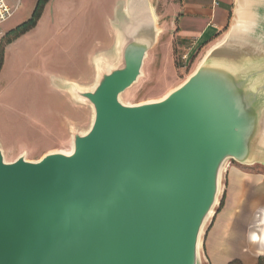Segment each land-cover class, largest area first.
<instances>
[{"label":"water","instance_id":"obj_1","mask_svg":"<svg viewBox=\"0 0 264 264\" xmlns=\"http://www.w3.org/2000/svg\"><path fill=\"white\" fill-rule=\"evenodd\" d=\"M238 4L182 85L131 106L159 31L149 0H127L122 65L66 86L94 111L72 152L7 163L0 148V264H201L224 166H264V0Z\"/></svg>","mask_w":264,"mask_h":264},{"label":"rangeland","instance_id":"obj_2","mask_svg":"<svg viewBox=\"0 0 264 264\" xmlns=\"http://www.w3.org/2000/svg\"><path fill=\"white\" fill-rule=\"evenodd\" d=\"M102 1L104 8L98 10L92 9L91 1L87 0L83 13L72 16L67 28L56 37L49 72L36 69L45 67L44 61L29 62L21 56L8 62V69L0 79V148L7 163L21 156L38 162L47 154H69L74 134L89 131L94 118L92 106L78 99L66 86L74 84L82 91H91L102 72L122 65L124 35L117 28V15L123 16L127 0H119L112 13L111 0ZM149 1L159 35L148 52L138 82L120 97L125 105L161 100L182 85L212 50H201L185 66L181 61L184 52L172 41L164 20L170 16L167 5L177 0ZM236 168L242 172L244 168L264 171L260 164L245 166L233 160L226 163L217 205L204 227L200 255L208 225L224 200L228 176Z\"/></svg>","mask_w":264,"mask_h":264},{"label":"crops","instance_id":"obj_3","mask_svg":"<svg viewBox=\"0 0 264 264\" xmlns=\"http://www.w3.org/2000/svg\"><path fill=\"white\" fill-rule=\"evenodd\" d=\"M14 8L11 19L0 26V44L5 35L29 21L38 0H6ZM92 9L104 8L102 0H90ZM111 0L110 12L119 3ZM238 0H177L167 5L166 28L180 51L192 46L191 55L209 50L227 36ZM87 0H51L36 28L5 48L4 66L23 56L25 60L44 61L37 71L49 72L55 56V39L64 31L72 16L81 15ZM57 17L59 22L54 20ZM55 17V18H56ZM57 25H59L57 27ZM193 43V44H192ZM264 258V171L234 169L228 176L223 205L213 216L203 238L202 264H257Z\"/></svg>","mask_w":264,"mask_h":264},{"label":"trees","instance_id":"obj_4","mask_svg":"<svg viewBox=\"0 0 264 264\" xmlns=\"http://www.w3.org/2000/svg\"><path fill=\"white\" fill-rule=\"evenodd\" d=\"M50 1L51 0H38V4L34 10V13L31 17V19L29 21H27L26 23L18 26L15 30L11 31L10 33H8L7 35H5L3 37L1 44H0V73H1L3 66H4L5 48L8 45H10L11 43H13L14 41H16L17 39H19L20 37L26 35L31 30L36 28L39 20L41 19L42 15L44 13V9H45L46 5ZM192 57H194V54H192L190 56V60ZM222 205H223V202L221 203V206ZM230 264H242V263L239 260H234ZM257 264H264V258L261 257Z\"/></svg>","mask_w":264,"mask_h":264},{"label":"built area","instance_id":"obj_5","mask_svg":"<svg viewBox=\"0 0 264 264\" xmlns=\"http://www.w3.org/2000/svg\"><path fill=\"white\" fill-rule=\"evenodd\" d=\"M14 12V8H12L6 0H0V26L11 19L14 15ZM191 50L192 46L187 47L181 56V61L185 64V66L188 65V62L190 61Z\"/></svg>","mask_w":264,"mask_h":264},{"label":"bare ground","instance_id":"obj_6","mask_svg":"<svg viewBox=\"0 0 264 264\" xmlns=\"http://www.w3.org/2000/svg\"><path fill=\"white\" fill-rule=\"evenodd\" d=\"M256 1H259V0H245V3H242V2H238L239 4H238V11L239 12H242V13H244L245 12V15H249L251 12H252V10H251V8H252V6L254 5V2H256ZM261 1V0H260ZM247 6V7H246ZM246 7V8H245ZM249 17V16H248ZM169 94V93H168ZM167 96V95H166ZM69 152V151H68ZM71 152H69V154H70ZM212 215H213V213H212ZM204 232V231H203ZM203 232H202V235H203ZM201 244H202V238L200 239V241H199V249L201 248Z\"/></svg>","mask_w":264,"mask_h":264}]
</instances>
